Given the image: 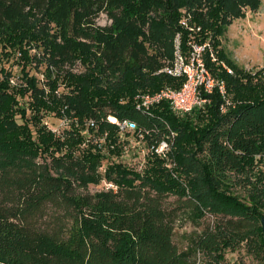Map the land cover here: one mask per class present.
Listing matches in <instances>:
<instances>
[{
  "label": "trees",
  "instance_id": "1",
  "mask_svg": "<svg viewBox=\"0 0 264 264\" xmlns=\"http://www.w3.org/2000/svg\"><path fill=\"white\" fill-rule=\"evenodd\" d=\"M259 3L0 0V60L15 59L20 71L15 85L0 66V264H191L196 256L197 264H229L224 254L238 249L264 264V64L242 68L218 41L231 19ZM99 13L105 22H96ZM182 15L198 26L195 41L207 39L214 59L204 48L203 63L233 103L220 110L215 89L203 94V111L118 101L135 73L145 72L136 84L142 91L180 83L156 70L171 58L175 33L187 50ZM78 59L95 74H77ZM38 65L41 77L28 72ZM23 95L28 112L16 105ZM8 97L17 106L11 112L2 107ZM38 108L63 118L59 132L35 125ZM107 115L132 122V130L119 133ZM190 130L194 142L186 145ZM129 131L146 145L167 139L168 148L163 156L147 150L139 168L111 160ZM206 216L211 221L201 223ZM179 221L200 226L181 248L171 240Z\"/></svg>",
  "mask_w": 264,
  "mask_h": 264
},
{
  "label": "rangeland",
  "instance_id": "2",
  "mask_svg": "<svg viewBox=\"0 0 264 264\" xmlns=\"http://www.w3.org/2000/svg\"><path fill=\"white\" fill-rule=\"evenodd\" d=\"M176 10L178 11V14H183L185 12L184 6H178ZM182 16L180 18H182ZM95 20L98 23H103L106 21L102 13H99L98 16L95 18ZM218 41H219V46L222 48L224 53L227 55V57L232 59L236 63V65L242 68L252 69L256 66L264 64V0H260V3L255 10L249 11L248 9H246L244 11L243 17L240 18L235 17L234 19H231V21L226 25L223 34L219 36ZM161 58L163 62L166 60V58L164 57ZM0 66L10 69L11 75L8 77V82L15 83V85H18L20 83L19 63L17 64L15 62V59L3 60L2 58L0 60ZM25 68H27V65L25 66ZM41 68L42 65H38L37 67H29L28 72L30 73L33 72L36 76L40 77ZM75 72L77 74H90V76H93L95 74V71L91 69V66L89 64H86L80 61L79 59L77 60ZM228 72H231V70ZM142 75H145V72H143L142 74L141 73L133 74L130 78L134 80L132 81L133 87L129 95L126 94L125 92H122L120 94H117L116 99L118 101H125L127 98H131L134 100L136 95L142 91L141 90L142 87L136 85L138 83V80L142 77ZM10 78L12 79L11 81ZM65 82H71V81L66 80ZM99 85L105 86L104 82H100ZM87 90H90V88L88 87ZM225 93L227 94L228 104L233 103L232 101L233 98L231 97L230 93L227 90ZM17 99H18V102H16L17 106H19L20 103L23 106H27V108H25L26 112H28V110H32L30 107H28V104L29 105L32 104L29 96H25V95H23L22 97L17 96ZM13 101L14 100L8 97L5 101L2 102V107L9 112L14 111V109L17 106H15L12 103ZM203 106L201 110L203 109ZM39 112H40V108H38L34 113L35 114L34 116L36 118L34 122L36 126H38V124L42 122L43 124L46 125V127L50 128L53 132L57 133L60 131L64 123L62 119H58L53 115L40 116ZM204 113L205 112H203V114ZM17 120L19 121L20 119L17 118ZM39 130L40 128L37 131ZM9 134L10 132L5 133L4 135L8 136ZM195 134L196 132L194 130L192 131L190 130L188 132L185 139L183 140L184 142L187 143L186 145H189L190 143L194 142L193 140ZM32 137L35 140L39 139V137L34 134H32ZM95 138H97V136H94L93 140H95ZM124 139H125L124 143H121L122 146L121 153L118 156L115 157L112 156L110 159L115 161H120L127 166L139 168L143 164V156L147 151L146 150L147 145L138 136H135L132 133H130V131L128 132L127 135L124 136ZM160 158H163V160H165L164 161L165 166L169 167L171 165V161L169 159H166V157H160ZM104 162H106V159L101 160L102 164H104ZM101 186L102 187L105 186L104 183H102L101 185L88 184L87 190H94ZM211 219L212 218L210 216H206V218L203 221H201V223L206 221L210 222ZM199 228L200 226H192L188 221H179L176 224V226L173 228L171 240L178 248H181L184 246V236L187 233H190V231L198 230ZM198 258L199 257L196 256V258L194 257V259L190 260L191 264H197ZM224 258L229 264H257L254 261V259H252L249 255L245 254L242 249H238L233 252H226L224 254Z\"/></svg>",
  "mask_w": 264,
  "mask_h": 264
},
{
  "label": "built area",
  "instance_id": "3",
  "mask_svg": "<svg viewBox=\"0 0 264 264\" xmlns=\"http://www.w3.org/2000/svg\"><path fill=\"white\" fill-rule=\"evenodd\" d=\"M178 22L190 31L185 40L187 50L181 52L178 49V33H175L173 38L172 56L156 71H163L172 77H181L180 83L177 86L165 84L150 92L141 91L135 97V107L149 109L151 105L158 103L160 100H165L168 107L173 112L183 113L189 111L192 107H201L206 101L203 94L215 89L223 100L219 105L220 110H223L225 105L228 104L224 83L222 80L217 79L210 74L203 63L201 56V52L205 48L208 51L210 58L214 59V54L207 39L201 42L194 40L191 32L196 31L198 26L188 23L186 16H182ZM221 64L223 65L222 62ZM225 69L230 71L228 67H225ZM11 80L12 79L10 78V81ZM106 118L110 120L108 115ZM110 121H113L117 125L119 133L124 130H132L133 128V123L126 119L117 120L113 117V120ZM85 123L92 125L93 121L88 118ZM167 148L168 140L161 138L158 141L150 142L147 145L146 150L153 152L157 156H163ZM106 185L111 184L106 182Z\"/></svg>",
  "mask_w": 264,
  "mask_h": 264
},
{
  "label": "water",
  "instance_id": "4",
  "mask_svg": "<svg viewBox=\"0 0 264 264\" xmlns=\"http://www.w3.org/2000/svg\"><path fill=\"white\" fill-rule=\"evenodd\" d=\"M259 225H260V232H261V235H262V237L264 238V220H263V219H260V221H259Z\"/></svg>",
  "mask_w": 264,
  "mask_h": 264
},
{
  "label": "crops",
  "instance_id": "5",
  "mask_svg": "<svg viewBox=\"0 0 264 264\" xmlns=\"http://www.w3.org/2000/svg\"><path fill=\"white\" fill-rule=\"evenodd\" d=\"M238 18V17H237ZM240 18V17H239ZM234 19V18H233Z\"/></svg>",
  "mask_w": 264,
  "mask_h": 264
},
{
  "label": "bare ground",
  "instance_id": "6",
  "mask_svg": "<svg viewBox=\"0 0 264 264\" xmlns=\"http://www.w3.org/2000/svg\"><path fill=\"white\" fill-rule=\"evenodd\" d=\"M109 118V117H108Z\"/></svg>",
  "mask_w": 264,
  "mask_h": 264
}]
</instances>
